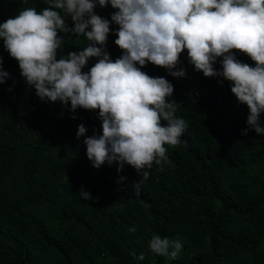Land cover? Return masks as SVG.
Returning <instances> with one entry per match:
<instances>
[{
  "label": "trees",
  "instance_id": "obj_1",
  "mask_svg": "<svg viewBox=\"0 0 264 264\" xmlns=\"http://www.w3.org/2000/svg\"><path fill=\"white\" fill-rule=\"evenodd\" d=\"M47 6L48 0H0V23ZM115 11L110 4L94 9L109 21ZM66 23L74 26L70 17ZM118 27L110 22L104 46L113 61L122 55L114 43ZM58 35L64 43L57 58L90 43L75 33ZM0 57L9 74L0 85V264H264V135H242L248 109L229 81L196 71L187 50L174 69H186L182 78L151 63L141 68L174 86L169 99L188 124L179 146L165 145L171 164L163 170L154 164L143 180L127 164L119 173L115 162L92 167L83 141L101 134L98 110L73 113L70 104L41 101L2 40ZM97 60L90 58L82 71ZM260 120L264 126V114ZM80 124L87 131L77 138ZM120 177L126 179L118 183ZM83 191L92 199H83ZM153 235L180 239L178 257L152 253ZM133 250L145 259L134 258Z\"/></svg>",
  "mask_w": 264,
  "mask_h": 264
},
{
  "label": "clouds",
  "instance_id": "obj_2",
  "mask_svg": "<svg viewBox=\"0 0 264 264\" xmlns=\"http://www.w3.org/2000/svg\"><path fill=\"white\" fill-rule=\"evenodd\" d=\"M97 4H110L116 10L111 21L95 14ZM66 17L71 18L72 28ZM110 22L119 26L114 43L122 50L114 61L104 47ZM60 32L82 35L90 43L57 58L64 43ZM0 40L41 101L70 104L73 113L77 108L98 110L101 134L83 141L93 168L115 162L119 173L127 164L147 180L154 164L160 170L171 164L165 145L179 146L188 124L175 115L180 106L169 99L174 86L141 68L151 63L182 78L186 69H174L185 50L196 71L229 81L237 102L247 106L248 128L242 135L249 130L264 135L260 120L264 114V0H48L39 12L25 8L0 23ZM236 51L247 55L254 66L238 60ZM93 57L97 62L83 72ZM218 57L222 71L214 67ZM2 63L0 57V85L9 75ZM86 131L83 124L78 125L76 137ZM124 179L120 177L118 183ZM143 180L133 185L137 195ZM81 195L92 199L87 191ZM148 247L152 253L176 259L183 242L153 235ZM131 255L145 259L143 252L137 256L133 250Z\"/></svg>",
  "mask_w": 264,
  "mask_h": 264
},
{
  "label": "rangeland",
  "instance_id": "obj_3",
  "mask_svg": "<svg viewBox=\"0 0 264 264\" xmlns=\"http://www.w3.org/2000/svg\"><path fill=\"white\" fill-rule=\"evenodd\" d=\"M165 259L167 258V257H164Z\"/></svg>",
  "mask_w": 264,
  "mask_h": 264
}]
</instances>
